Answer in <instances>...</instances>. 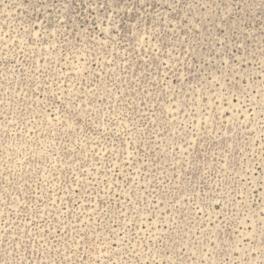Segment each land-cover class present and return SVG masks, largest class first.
Masks as SVG:
<instances>
[{"label": "rangeland", "instance_id": "1", "mask_svg": "<svg viewBox=\"0 0 264 264\" xmlns=\"http://www.w3.org/2000/svg\"><path fill=\"white\" fill-rule=\"evenodd\" d=\"M0 264H264V0H0Z\"/></svg>", "mask_w": 264, "mask_h": 264}]
</instances>
